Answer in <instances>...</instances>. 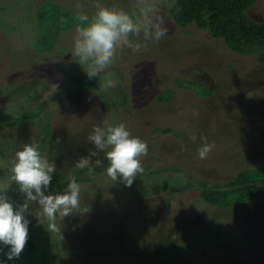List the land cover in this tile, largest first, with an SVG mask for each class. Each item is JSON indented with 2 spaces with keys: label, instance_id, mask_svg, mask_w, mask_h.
I'll list each match as a JSON object with an SVG mask.
<instances>
[{
  "label": "rangeland",
  "instance_id": "374dc122",
  "mask_svg": "<svg viewBox=\"0 0 264 264\" xmlns=\"http://www.w3.org/2000/svg\"><path fill=\"white\" fill-rule=\"evenodd\" d=\"M77 2L94 13L97 0H0V185L15 152L33 140L56 163L49 188L56 190L48 191L63 192L69 175L89 177L74 164L93 149L87 141L93 126L106 120L124 123L148 144V154L131 186L107 176L103 153L101 165L93 157L95 174L78 182L79 210L57 216L56 231L29 202L35 215L26 214L28 241L37 250L31 263L20 264H264V198L223 208L201 194L264 165V64L195 24L178 25L168 11L174 0H159L168 34L138 53H117L108 69L119 81L115 88L102 91L98 78L82 85L75 77L85 72L69 62L76 26L64 28ZM249 14L264 21V0ZM50 42L51 50H39ZM188 81L192 88L181 86ZM52 83L59 88L45 98ZM201 136L215 144L206 159L196 151ZM11 187L13 202L24 203L18 186ZM0 247V264H11L9 246Z\"/></svg>",
  "mask_w": 264,
  "mask_h": 264
},
{
  "label": "clouds",
  "instance_id": "9594fccd",
  "mask_svg": "<svg viewBox=\"0 0 264 264\" xmlns=\"http://www.w3.org/2000/svg\"><path fill=\"white\" fill-rule=\"evenodd\" d=\"M94 8L90 16L84 11L83 4L77 2L74 5L78 23L69 62L80 65L88 79L98 78L99 88L108 92L119 83L108 72L117 53L125 49L138 53L148 42L158 43L169 29L159 0H132L130 9L97 0ZM141 37L144 43L140 42ZM102 74L104 79H101ZM58 88V84L52 83L45 98L55 94ZM191 139L195 142L197 136L193 134ZM199 139L201 144L196 149L197 154L200 159H206L215 144L209 143L207 136ZM87 141L94 147L89 149L87 156H80L74 167L86 169L88 176L95 174L93 157L97 158V165L106 159L107 176L125 186H131L138 174L144 171L141 158L147 156L148 144L140 137L133 136L124 123L114 125L106 120L103 126H93ZM101 153L103 159L100 158ZM8 171L7 183L0 185V245L9 246L6 256L12 260L20 257L28 241L30 221L26 214H34L30 211L29 202L39 205L43 217L49 222V229L56 231L57 216L63 220L78 212L81 185L75 176L69 175L63 192L48 191L53 174L57 171L56 163L49 162L42 155L35 140L25 143L22 149L15 152ZM12 184L18 186L24 203L14 205L10 200L7 193ZM0 251H3L2 247Z\"/></svg>",
  "mask_w": 264,
  "mask_h": 264
},
{
  "label": "trees",
  "instance_id": "16d2710c",
  "mask_svg": "<svg viewBox=\"0 0 264 264\" xmlns=\"http://www.w3.org/2000/svg\"><path fill=\"white\" fill-rule=\"evenodd\" d=\"M255 1L256 0H174L168 11L178 25L187 26L191 23L195 24L198 28L206 30L211 37L222 39L226 47L230 50L239 54L254 55L260 64H264V21H259L249 14V9L253 6ZM40 9L38 18L44 21L45 10ZM73 13L74 14L68 11L67 14L64 15L66 16L64 28H71L77 25L78 20L75 12ZM58 31L49 35L51 40L57 36ZM46 35L45 33L42 36L45 37ZM51 45L52 43L50 42L48 45L42 46L39 50L44 52L51 50ZM75 79L82 85L89 80L85 76H76ZM189 83L190 81L184 84L182 83L181 86L192 88L193 86ZM172 92L174 91H170L168 96H170ZM157 98L159 101H162L163 98L161 99V93ZM49 127L51 126H48L44 133L47 137L50 136L49 131L52 130ZM159 129L155 128L154 130ZM107 166L108 161L103 170H105ZM75 177L77 182H82L91 178V176ZM16 188L10 187L8 190L7 195L11 201L14 200V198H12V190ZM163 188L167 190L168 186H164ZM49 190L55 191L56 189L51 188ZM201 194L205 202L223 208L238 205L243 202H250L254 199L264 198V165L257 170H244L239 172L233 180H230V182L223 186L214 185V187L203 188ZM14 205H16V203H14ZM235 230L236 228L234 232ZM239 234L241 233L239 232ZM32 240L33 239H30L27 242L25 251L23 254L21 253L19 258L13 259V263L12 260H9L7 257L6 261L11 262V264H20L24 260L35 259L37 245ZM187 253L189 254L187 251L183 256L187 255ZM32 261L33 260H30L29 263ZM117 262L118 264H125L122 261L117 260Z\"/></svg>",
  "mask_w": 264,
  "mask_h": 264
}]
</instances>
